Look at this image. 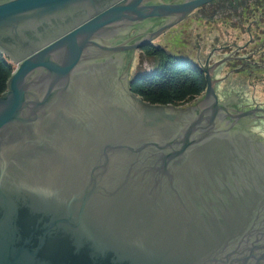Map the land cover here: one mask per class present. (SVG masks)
<instances>
[{"label":"water","instance_id":"95a60500","mask_svg":"<svg viewBox=\"0 0 264 264\" xmlns=\"http://www.w3.org/2000/svg\"><path fill=\"white\" fill-rule=\"evenodd\" d=\"M215 1L0 0V264H264V140L239 126L264 108L222 98L233 59L195 105L130 90L134 53Z\"/></svg>","mask_w":264,"mask_h":264},{"label":"rangeland","instance_id":"374dc122","mask_svg":"<svg viewBox=\"0 0 264 264\" xmlns=\"http://www.w3.org/2000/svg\"><path fill=\"white\" fill-rule=\"evenodd\" d=\"M259 7L264 19V0H217L195 11L188 18L167 30L157 38L153 46L164 49L174 57L192 60V49H195L200 43H215L224 35L231 36L235 41H240L242 33H245L249 21ZM262 30L261 32L260 29L258 33L261 32L264 38V28ZM260 40V44H264L263 39ZM8 62L10 63L9 60ZM155 63L154 59L147 58L143 52L137 51L132 70L134 72L139 67L140 71L150 73L155 67ZM252 72L251 69L246 68L239 74L231 75L227 80L228 89H243L250 93L249 81L252 78L259 84V89L263 93L264 72L259 73L257 79H255V75L251 74ZM232 91L236 92V90ZM235 94L234 99H236Z\"/></svg>","mask_w":264,"mask_h":264},{"label":"flooded vegetation","instance_id":"af4514ba","mask_svg":"<svg viewBox=\"0 0 264 264\" xmlns=\"http://www.w3.org/2000/svg\"><path fill=\"white\" fill-rule=\"evenodd\" d=\"M65 23V19H60L53 22V24L50 26L43 24L37 31L27 32L25 37H27L26 39L28 40V42H32L30 47H34L41 41H44V39L48 40L57 35L59 32L64 30ZM250 23L251 21H249V24ZM249 24L245 33H242L243 35L240 41H235L231 36L229 37L227 35H224L223 38H221L219 41H216L215 43L209 42V44H206L204 42L200 43V45L197 46L199 61L196 64H198L199 66L204 65L209 55H211L209 58V65H212L213 63L226 57H231V59H233L226 62L222 66L219 75L221 76L220 78H223V80L219 84V87L222 90V98L230 101L231 107L236 106L239 110L242 111L252 109L255 106L264 108V95H262L264 91L262 93V91L259 89V84L257 82H254L252 78H250L249 81V85L251 87L250 93L243 91V89L240 90L235 88L232 89L234 91L236 90L235 94L231 89H228L227 87V80L231 75L239 74L240 72H242V70H246V68H249L253 71L251 74H253V76L255 75V79H257L258 75H256L254 72L264 69V44L261 45L260 42L255 41V39L259 37L257 35L259 34L258 32L260 31V28L257 25L251 27V25ZM262 31L263 30H261V32ZM259 35L260 39H262V33ZM239 46L246 47L237 50ZM141 52L142 51H139V53ZM135 57L136 52L134 53V58ZM234 94L236 95V99L233 98ZM201 97L202 95L191 102L192 105L197 104L198 101H200ZM241 97H244L245 99L247 97V102H239ZM257 97H260V99ZM191 103L186 105H190ZM257 115L261 116V114L259 113H257ZM239 126H241V128H245L246 126L250 127L251 132L260 136L261 139L264 140L263 120L251 117L247 120L240 121Z\"/></svg>","mask_w":264,"mask_h":264},{"label":"trees","instance_id":"16d2710c","mask_svg":"<svg viewBox=\"0 0 264 264\" xmlns=\"http://www.w3.org/2000/svg\"><path fill=\"white\" fill-rule=\"evenodd\" d=\"M147 58L155 60L150 73L135 70L130 90L151 105L175 107L184 106L200 97L206 87L204 73L192 60L174 57L160 47L149 46L142 50ZM13 65L0 54V95L6 90V83Z\"/></svg>","mask_w":264,"mask_h":264},{"label":"crops","instance_id":"0c3cea01","mask_svg":"<svg viewBox=\"0 0 264 264\" xmlns=\"http://www.w3.org/2000/svg\"><path fill=\"white\" fill-rule=\"evenodd\" d=\"M249 25H251V27H254V26L257 25L261 30L264 28L263 27L264 26V19H263V14L261 13V8L260 7L256 9V12L254 13L253 18H251V23ZM262 39H263V42H264V38L263 37H262ZM197 51H198L197 47L195 49L194 48L192 49V52H193L192 61H195V63H198V61H199L198 60L199 58H198V52ZM263 72H264V69L263 70H259V71L254 72V73L256 75H259V73H263Z\"/></svg>","mask_w":264,"mask_h":264}]
</instances>
